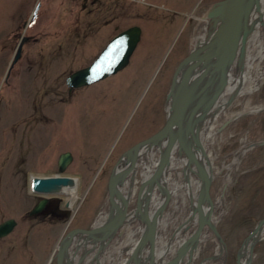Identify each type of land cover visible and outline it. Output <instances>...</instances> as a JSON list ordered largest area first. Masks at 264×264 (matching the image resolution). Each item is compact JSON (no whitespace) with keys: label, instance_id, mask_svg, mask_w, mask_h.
Returning a JSON list of instances; mask_svg holds the SVG:
<instances>
[{"label":"rangeland","instance_id":"374dc122","mask_svg":"<svg viewBox=\"0 0 264 264\" xmlns=\"http://www.w3.org/2000/svg\"><path fill=\"white\" fill-rule=\"evenodd\" d=\"M3 1L5 2V0ZM19 1L9 0L4 9L0 7V35L11 33L18 27L20 10L22 11L23 8L24 17L28 16L36 2V0L28 4L25 2L23 7L22 4L17 3ZM123 1L135 5L138 10H143L140 4H143L144 0ZM149 1L157 6L154 7V10H143L148 15L143 18L137 16L136 22L145 27V33L152 36L162 35L158 44L160 42L161 46L160 44L159 46L163 49L161 53L155 55L154 65L159 62V67L149 78L152 87L148 86L143 92L142 89H139V94L142 92L141 97L133 105L129 116L128 113L127 117L119 113L118 110L121 107L117 108L114 105L115 110L106 111L105 114L97 116L94 122H90L92 124H86L87 121L84 120L79 108L73 116H70L71 122L67 118L65 105H58L59 115L56 120L58 127L56 126V131L53 132V90H42V116L46 120L42 122V127L39 128L36 135L33 136L34 132L33 137L31 136V141L35 143L26 152V162L22 163L21 155L16 152L9 154L8 163L4 165L5 167L2 166V169L0 168V223L7 219L16 221V226L11 234L0 239V264H45L63 232L64 228L61 223L55 222L51 218L28 217L27 213L36 202L37 196L30 191L31 177H53L58 172L59 155L66 151L71 152L73 162L64 174L78 179V194L80 197L84 196V199L66 232L74 228H88L97 219L98 213L105 208L107 179L113 162L120 155V151L124 149L122 147L110 155V163L108 162L99 171V166L107 156L108 147L113 143H123V141V144L129 145L137 140L138 132L130 130L137 121L143 120L146 116L144 111L147 106V96L151 94L153 85L159 83L163 84V89L160 91L157 105L153 109L154 128H159L162 125V109L158 103L163 100L167 92L175 67L192 47V34L197 24V18L203 17L213 4L221 0ZM41 2L43 3L41 29L49 32L51 27L48 11L45 12L49 8L48 1L41 0ZM63 22L59 18L58 23L62 24ZM57 61L58 73H62L68 67V62L63 58L57 59ZM66 75L67 73L63 74L62 81ZM63 89L64 86L58 92L64 91ZM143 97L146 98L144 101ZM247 100L252 106L264 105V82L259 90L247 97ZM50 102L51 105H49ZM5 107L13 115H16L19 109L17 105ZM229 108L235 112L241 109L242 105L235 103ZM94 139L100 147L107 145L100 153L94 152L92 149ZM242 139H245L246 142L244 146H242ZM263 140L264 110L230 121L222 131L218 132V142L209 145V150L212 152L210 156L214 157V166L226 167L232 164L236 152L241 147L245 149V152L239 157L237 163L231 165L230 170L222 169L212 183L213 198L223 197V213L217 220L216 226L226 245L225 251L220 249L219 253L215 252L217 240L213 238V240L207 241V245H204L206 248L192 264H199L203 259L213 255H216V258L206 261L205 264H236L239 249L257 223L264 219V145L252 147L254 143ZM1 151L2 148H0V163L2 162ZM20 167L24 171L23 175L18 171ZM97 172L99 173L96 176ZM135 178L140 180L139 172ZM62 198L63 203H67L68 197L62 196ZM172 204L173 199L167 207L164 217H167L168 212L171 211ZM189 211V203L185 208L175 211L168 227L172 228L175 224L177 225L182 218L189 214ZM50 264L55 263L50 262ZM250 264H264V240L255 243Z\"/></svg>","mask_w":264,"mask_h":264},{"label":"water","instance_id":"95a60500","mask_svg":"<svg viewBox=\"0 0 264 264\" xmlns=\"http://www.w3.org/2000/svg\"><path fill=\"white\" fill-rule=\"evenodd\" d=\"M262 0H221L213 4L206 17L210 22L206 38L197 45L177 65L171 79L167 95V118L163 127L149 138L137 143L120 155L112 168L107 182V215L101 223H93L89 228H74L68 231L55 249L56 264H90L101 260L102 252L119 234L128 222L129 216L139 222L143 229L131 244L123 249L128 256L124 264H192L201 242L204 231H209L225 249L212 217L214 201L210 194L213 180L210 158L201 142L202 124L216 113V104L229 83V71L233 65L245 58L248 41L253 32L252 17L256 13L262 15ZM139 34V29L134 30ZM127 34V32L125 33ZM136 39L133 40L135 46ZM116 65L112 71L96 72L95 68L80 70L67 79L68 86H80L87 81L109 75L119 70ZM98 66V64H96ZM244 63L239 65L242 73ZM88 74V79H86ZM231 96L226 105L232 104ZM225 126V125H224ZM264 141L256 145H263ZM158 148L159 157L153 172L140 180L134 188V177L139 166V159ZM176 156L183 162L184 180L189 176L198 178V187L193 198H189L190 211L187 221L178 227L187 237L174 251L173 255L162 257L157 255V235L159 222L173 199V191L167 186L165 177L171 168L172 158ZM69 152L58 158V173L63 174L72 162ZM75 180L68 176L33 177L31 190L40 196L30 215L40 213L47 202L57 201L63 189L73 187ZM125 187L127 190H125ZM135 193L131 195V190ZM48 197H52L49 199ZM134 197L133 209L129 211ZM155 202V203H154ZM63 217L71 219V211H62ZM194 221V223H192ZM264 224L260 220L248 235L237 254L236 264H240L242 249L249 243V258L257 235ZM16 222L8 219L0 223V238L9 235ZM172 234L170 241L174 239ZM96 247V253L88 260L90 253L79 254L81 247ZM52 260V259H51Z\"/></svg>","mask_w":264,"mask_h":264},{"label":"flooded vegetation","instance_id":"af4514ba","mask_svg":"<svg viewBox=\"0 0 264 264\" xmlns=\"http://www.w3.org/2000/svg\"><path fill=\"white\" fill-rule=\"evenodd\" d=\"M34 0H20L17 2L24 7L25 2ZM49 8L48 19L51 31L41 29V0H36L32 11L24 17V9L20 10L18 27L11 33L0 35V148H2V162L0 168L8 163L9 154L18 152L22 163L26 162V152L34 143L31 136L36 135L42 122V90H53V132L58 127L59 106L67 108V118L80 108L86 124H92L100 114L119 108L122 115L131 114L133 105L141 97V93L152 87L150 77L159 67L154 65L155 55L161 53L158 41L162 35L145 33V27L138 24L137 16H147L146 11L157 5L152 1L144 0L138 10L136 6L123 0H47ZM135 2L134 0H132ZM9 0L0 1L4 9ZM135 4V3H134ZM13 14V13H12ZM61 18L62 24L58 23ZM16 22L17 19H16ZM139 29L140 33H134ZM165 31V28H164ZM127 32V34H125ZM136 39L135 46L133 40ZM66 59L68 67L58 73L57 59ZM55 59V60H54ZM123 67L107 76L92 82L87 81L80 86H68L67 79L80 70L95 68L97 72L112 71L116 65ZM98 64V66H96ZM5 66V68H4ZM4 70V71H3ZM66 77L62 81L63 74ZM88 79V74H86ZM156 85V84H155ZM153 85L151 94L146 100L147 106L143 120L137 121L130 131L138 132L137 140L129 145L116 143L111 155L118 149L124 148L120 154L149 138L164 124L167 116V92L159 102L162 109L163 123L159 128L155 126L153 109L157 105L159 93L163 84ZM64 86V91L58 92ZM139 89L142 92L139 94ZM51 93V92H49ZM146 99L143 97V101ZM146 104V103H145ZM18 106L16 115L10 114L7 107ZM51 105V102L49 103ZM126 115V117H127ZM159 118V115H158ZM141 137L139 138V135ZM32 136V137H33ZM94 152L100 153L107 146H98L93 141ZM110 145L108 150L110 149ZM107 150V152H108ZM69 152V151H66ZM118 153V152H117ZM110 158V157H109ZM103 162V167L109 162ZM113 162L115 165L117 159ZM1 159V157H0ZM3 163V164H2ZM21 163V165H22ZM110 163V162H109ZM5 167V166H4ZM111 167V168H112ZM21 167L19 173L23 175ZM24 180V178H23ZM39 199L28 211V217L51 218L63 224V213L55 205L57 201L47 202L40 213L29 215Z\"/></svg>","mask_w":264,"mask_h":264},{"label":"bare ground","instance_id":"6f19581e","mask_svg":"<svg viewBox=\"0 0 264 264\" xmlns=\"http://www.w3.org/2000/svg\"><path fill=\"white\" fill-rule=\"evenodd\" d=\"M262 9L263 13L260 17L258 16V14H254L252 17V23L254 25L253 32L247 44L245 58L241 61L244 63L243 72H239V65L241 62H236L229 71L228 86L225 91H223L218 103L215 106V109L217 110L216 113L209 116L202 124V143L206 151H208L209 153L213 177L216 176L220 171H222V169L230 170L231 165L237 163L239 157L245 152V149L241 147V149H239L234 156V162L226 167L222 165H213L214 157H212V155L210 156L212 152L209 150V145L211 146L218 142V132L221 123L223 121L235 120L243 115L256 113L261 108V105L252 106L251 104H249L247 97L259 90L260 86L264 82V0H262ZM209 26L210 23L205 16L197 18V24L194 28L192 37L193 44H196L197 42L205 39L206 33L209 30ZM231 96H234L233 104L239 103L240 105H242V108L238 111L233 112L229 110L230 108L226 105L227 100ZM242 143V146L246 144L245 139H242ZM148 159L149 161L147 162ZM148 159L140 161L139 166L141 168L142 179H145L153 172L154 167L158 161V154L151 153ZM70 165L71 163L66 168H68ZM98 173L99 172L96 173V176ZM59 175L60 174H56L53 175V177ZM74 180L75 185L73 187H67L63 189V193L66 197H68L67 206L68 209L71 211L72 216L75 215L81 202L84 199V196L80 197L78 194V179ZM165 181L167 186L173 191L174 198L171 211L168 212L169 214H167V217L162 216L159 222L160 229L157 235L156 250L157 255L162 256L163 258L166 256L173 255L176 248L189 234H185L184 232H182V229L176 231L178 227H182V225L187 221L188 215L182 218V220L179 221L177 225L175 224L172 228H169L168 226L171 223V219H173L174 212L177 211L179 208L186 207V204L189 203V198H193L195 196L198 187V179L191 175L189 176L188 181H185L181 172V165L174 162L171 163V168L165 177ZM125 190H127L126 187ZM134 193L135 189H132L131 195ZM222 198L223 197L221 196H218L216 198L214 213L216 222L220 219L223 213ZM106 213L107 208L103 213L99 214L96 222L101 223L104 220ZM168 215H170V217H168ZM130 216L128 222L123 228L122 236L114 238L112 242L108 246H106L105 250L102 252L103 255H101V260H99L98 263L95 262L94 264H124V259L120 258V255L123 253V249L127 245L135 241V239L139 236L141 230L143 229L142 225ZM63 219L64 222L63 224H61V226L64 228L62 234L66 232L67 227L72 221V218L66 219V217H63ZM192 223H194V221ZM174 231H176L175 237L173 240L170 241V238ZM62 234L45 264L50 263L54 250L56 249L61 239L64 237ZM257 238L259 240H264V224L259 230ZM210 240H213L212 235L205 232V235H203L201 238L197 254H200L202 250L206 248V246L204 245H207V241ZM96 251V247L92 249L90 245L83 246L80 249V252L82 253H90L89 255H87L88 257L86 259L91 258V256H93ZM215 252H220V247L218 245L215 246ZM248 258L249 243H247L242 249L240 264H247ZM115 261L117 262L115 263ZM83 264L90 263H88V261H84Z\"/></svg>","mask_w":264,"mask_h":264}]
</instances>
